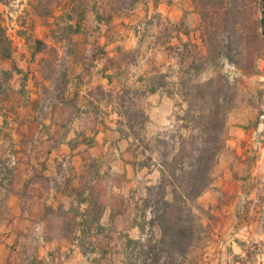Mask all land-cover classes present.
<instances>
[{
    "label": "crops",
    "instance_id": "1",
    "mask_svg": "<svg viewBox=\"0 0 264 264\" xmlns=\"http://www.w3.org/2000/svg\"><path fill=\"white\" fill-rule=\"evenodd\" d=\"M5 1L0 264H133L159 237L146 207L161 176L151 145L183 124L186 87L217 72L197 6L66 0L43 26L34 11L41 0H18L14 18L23 11L36 21L24 29L22 18L6 21ZM245 81L236 84L211 183L194 201L226 225L239 221L245 200L264 196V112L243 99ZM254 239L264 243V229L247 234Z\"/></svg>",
    "mask_w": 264,
    "mask_h": 264
},
{
    "label": "trees",
    "instance_id": "2",
    "mask_svg": "<svg viewBox=\"0 0 264 264\" xmlns=\"http://www.w3.org/2000/svg\"><path fill=\"white\" fill-rule=\"evenodd\" d=\"M238 0H198L203 42L213 60L235 58L239 22ZM217 7V11L213 8ZM212 9V13L210 12ZM225 10L224 14L219 11ZM261 34L264 23L261 20ZM253 40L257 35H249ZM192 87L191 101L179 129L173 155L163 153L159 161V184L149 189L146 207L152 212L150 226H156L160 237L141 253L143 264H194L195 224L189 203L195 201L210 185L215 166L226 137V115L230 103V86L224 78L209 79ZM196 132L195 134H192ZM176 144V145H175ZM168 194L171 198L168 199ZM133 264H136L134 261Z\"/></svg>",
    "mask_w": 264,
    "mask_h": 264
},
{
    "label": "rangeland",
    "instance_id": "3",
    "mask_svg": "<svg viewBox=\"0 0 264 264\" xmlns=\"http://www.w3.org/2000/svg\"><path fill=\"white\" fill-rule=\"evenodd\" d=\"M17 1L18 0L5 1L9 9L8 14L11 13L13 15L12 17L7 15V22H10V20L14 18V12L18 13L20 11V4L22 2L19 3L18 1V3H15ZM115 2L128 3L129 0H117ZM194 2L199 13L201 9L200 2L197 3L198 0H194ZM237 3V10L239 12V22L235 26V31L239 38L236 47V53L238 54L235 58L237 63H230L225 58L213 60L211 56H209L207 48L209 62L217 70L215 75L210 79L222 77L230 86L231 97L227 114L231 110L232 105H234L236 84L239 82L244 84L243 78L246 79L243 99L247 101L248 105L251 106L257 114H259L260 112H264V36L261 34L262 29L260 27L261 20L264 23V0H238ZM65 5L66 0H41V4L39 3V7L35 8L34 11L40 16L38 17L39 21H41L44 26V20H52L54 18L53 12L55 10L62 11ZM58 7H61V9L58 10ZM217 10V7L213 8V11ZM210 12L212 13V9H210ZM224 12L225 10L219 11L220 14H224ZM20 18H22L21 23L24 29H29L28 27H24L25 23L34 25L36 22L35 20H31L23 11L14 19L18 21ZM201 29L200 26V35L202 37ZM253 33L257 35L255 40L249 36L253 35ZM194 84H201V82H197L196 80V83H190L189 86L186 87L185 102L187 104L191 101V86ZM256 113L252 115L255 120L257 119ZM254 118L250 121L253 127L256 123ZM179 126L180 124L174 126V128L167 133L166 138L164 137L156 140L151 145V150L156 152L159 161L163 153L168 155H173V153H175L174 149L176 147H174L173 144L176 143L178 134H183L186 137L189 136L190 131L184 129L180 130ZM195 133L196 132H193L192 134ZM167 197L170 199L171 195L168 194ZM258 197V200H256V197L255 200H245L241 207L243 213L240 215L239 221L235 224L230 223L228 225H226L225 221L221 218L211 216L208 211H205L195 204L194 201L189 203V208L191 209L195 224V248L191 254L194 264L263 263L264 243L255 239L247 240V234L255 235L264 229V223H261L264 220V209H261V203L264 205V196L260 195ZM261 197H263L262 201ZM150 213L152 217V212ZM203 219L207 220L208 223L204 224V222H202ZM155 228L158 229L156 226ZM148 234H150L149 231ZM152 234V237L155 235L157 236L155 231H152ZM234 235H236L234 238L237 239L236 241L231 240V237H234ZM159 237L156 238L155 241L158 240ZM155 241H145V248L154 245ZM232 242L235 243V245H233ZM145 250H141V252ZM141 252L134 258L136 264H143L142 260L144 255ZM134 261H132V263H134Z\"/></svg>",
    "mask_w": 264,
    "mask_h": 264
}]
</instances>
